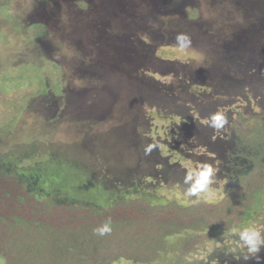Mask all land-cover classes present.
I'll list each match as a JSON object with an SVG mask.
<instances>
[{"label":"rangeland","instance_id":"1","mask_svg":"<svg viewBox=\"0 0 264 264\" xmlns=\"http://www.w3.org/2000/svg\"><path fill=\"white\" fill-rule=\"evenodd\" d=\"M263 35L264 0H0V88L34 90L0 130V167L74 204L220 200L264 142L239 118L262 105L227 83ZM206 167L207 189L187 195ZM257 204L237 229L185 230L155 261L113 264H264ZM244 229L259 236L245 243Z\"/></svg>","mask_w":264,"mask_h":264},{"label":"trees","instance_id":"2","mask_svg":"<svg viewBox=\"0 0 264 264\" xmlns=\"http://www.w3.org/2000/svg\"><path fill=\"white\" fill-rule=\"evenodd\" d=\"M38 27H31V35L42 33L43 25ZM33 94L32 88H0V130L12 125ZM255 129L264 134V126ZM253 137L248 140L252 145ZM257 149L248 155L245 168H232V192L216 202L191 204H152L143 197L117 199L107 207L58 201L34 192L17 173L0 167V258L5 264L149 263L167 249L171 235L237 229L252 218L264 194V142ZM108 221L110 233L94 231Z\"/></svg>","mask_w":264,"mask_h":264},{"label":"flooded vegetation","instance_id":"3","mask_svg":"<svg viewBox=\"0 0 264 264\" xmlns=\"http://www.w3.org/2000/svg\"><path fill=\"white\" fill-rule=\"evenodd\" d=\"M251 27L255 28V24L252 25ZM257 45L258 47L256 49H253L250 55H247L249 56V58L247 56L245 58L243 57V59L239 62L240 66L238 70L240 74L239 75L236 74L235 75L236 78H231V79L229 78L227 83H228V86H230V90H232L233 93L239 90L238 92L240 93L242 92L243 95L246 94L247 97H249V94H252L253 97L251 96L252 98L249 99L250 104H251L250 106L254 108V105L255 106L262 105L263 110L261 111V113H263L264 111V105H263L264 104V50L262 51V54L260 55V53L257 52V49L261 46H264V35L260 39V41L258 40ZM164 102L167 103V105L173 102H175L177 106L179 104L174 99L167 100V101H160V104H163ZM182 107L183 106H181V108ZM162 109H163V106H162ZM263 114L259 115V113L257 114L256 112H253V114L250 117L240 116L239 118L241 122H243L241 124H245V122L249 121L251 118H255L256 122L254 123V126H255L254 128H256L257 124H259L260 126H264V115ZM253 129L249 131H252V133H254L255 135H258L255 133V131H253ZM243 132L244 131H241V135H246V132L244 133ZM252 153H254L253 150H252Z\"/></svg>","mask_w":264,"mask_h":264},{"label":"clouds","instance_id":"4","mask_svg":"<svg viewBox=\"0 0 264 264\" xmlns=\"http://www.w3.org/2000/svg\"><path fill=\"white\" fill-rule=\"evenodd\" d=\"M212 169L206 167L203 171L198 174V178L195 180L194 184L188 189L187 195L195 196L207 189V185L211 182L210 177L212 175ZM189 179H191L189 177ZM111 221L103 224V226L94 229L99 235H105L111 232ZM259 236V233L254 229H244L240 233V238L245 241V243H251L252 237Z\"/></svg>","mask_w":264,"mask_h":264}]
</instances>
